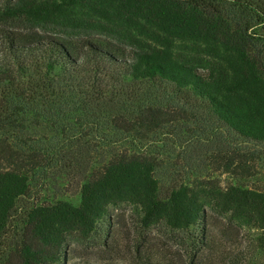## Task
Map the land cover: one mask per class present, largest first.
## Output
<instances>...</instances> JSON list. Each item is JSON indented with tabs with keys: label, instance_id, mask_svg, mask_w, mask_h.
<instances>
[{
	"label": "trees",
	"instance_id": "1",
	"mask_svg": "<svg viewBox=\"0 0 264 264\" xmlns=\"http://www.w3.org/2000/svg\"><path fill=\"white\" fill-rule=\"evenodd\" d=\"M0 27L21 30L5 31L0 50V85L9 84L0 98L22 101L19 111L34 103L36 70L51 80L60 71L77 70L70 39L114 34L133 49L132 61L117 60L99 43L97 49L86 45L100 64L134 80L137 92L152 96L163 87L201 97L232 131L264 141V11L256 0H0ZM34 29L52 34L25 43L22 31ZM66 77L77 88L76 79ZM112 79L110 74L96 78L94 94L107 97ZM170 115L149 106L131 113L138 125L170 122L184 114ZM5 152L0 151V233L15 201L28 191L17 159L5 158ZM155 169L148 156H117L90 172L78 207L66 202L34 206L4 264H62L69 236L88 241L110 208L122 205L132 209L141 231L179 234L195 246L204 244L206 211L264 232V192L180 186L162 201L156 198ZM133 249L142 264H196L152 240Z\"/></svg>",
	"mask_w": 264,
	"mask_h": 264
},
{
	"label": "rangeland",
	"instance_id": "2",
	"mask_svg": "<svg viewBox=\"0 0 264 264\" xmlns=\"http://www.w3.org/2000/svg\"><path fill=\"white\" fill-rule=\"evenodd\" d=\"M256 2L264 11V0ZM2 27L0 50L5 31L21 32L15 27L3 31ZM22 33L27 44L52 34L39 29ZM86 42L95 44L96 49L99 43L101 50L119 61L133 60V49L117 35L73 38L69 46L78 62L77 70L60 71L51 80L45 78L44 71L37 76L35 69L32 78L38 85L31 108L24 106L19 111L22 101L9 103L0 98V151L6 150L7 159L15 156L28 185L0 233V264L7 262L19 244L31 208L58 202L78 207L81 187L90 172L117 156L152 158L156 162V198L162 201L180 186H233L264 192L263 140L232 131L201 97L185 91L171 93L163 87L152 96L137 92L134 80L92 57ZM102 74L113 78L107 97L93 92L96 78ZM66 76L76 79L77 88L70 87L71 78ZM8 86L3 83L0 91H7ZM143 106L184 115L161 124L138 125L131 113ZM114 118L119 129L113 125ZM136 220L127 205L110 208L107 220L100 222L88 241L69 236L62 264H142L133 247L151 240L160 247L167 244L172 248L168 252L189 256L196 264H264V232L228 223L215 212L206 211V236L199 246L183 242L179 234H159L157 229L148 234L139 229Z\"/></svg>",
	"mask_w": 264,
	"mask_h": 264
}]
</instances>
